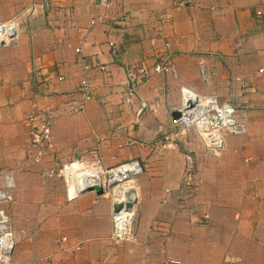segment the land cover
I'll return each mask as SVG.
<instances>
[{
  "label": "crops",
  "instance_id": "1",
  "mask_svg": "<svg viewBox=\"0 0 264 264\" xmlns=\"http://www.w3.org/2000/svg\"><path fill=\"white\" fill-rule=\"evenodd\" d=\"M46 2L42 8L38 0L27 29L0 46V150L14 152L25 143L30 163L38 165L31 162L26 120L33 113L46 116L51 119V147L39 163L45 171L77 158L91 164L98 158L103 168L136 159L144 163L137 179L139 209H152L158 221L146 238L149 226L141 218L139 237L112 247L109 198L84 191L51 206L44 204V187L37 188V199L22 196L21 217L13 218V262L264 264V141L259 158L243 163L229 157L236 136L224 133L225 158H196L193 179L198 186L192 194L179 193L186 163L175 148L182 131L169 124L174 110L167 119L161 107L155 110L149 102L161 89L157 80L162 75L152 73V67L169 61L182 88L200 89L202 82L208 93L230 104L240 90L245 102L253 100L264 109V15H255L264 0ZM29 3L0 0V21ZM94 65H103L106 72ZM129 67L151 71L140 79L132 106L122 100ZM196 70L199 76L192 82ZM165 76L169 90L173 80ZM84 78L95 99L75 112L69 105L79 101L77 88ZM141 101L148 107L140 110ZM244 114L252 118L251 112ZM247 132L252 136V126ZM192 145L186 144V150H199ZM175 214L182 219L180 227ZM174 246L180 247L177 254Z\"/></svg>",
  "mask_w": 264,
  "mask_h": 264
},
{
  "label": "built area",
  "instance_id": "2",
  "mask_svg": "<svg viewBox=\"0 0 264 264\" xmlns=\"http://www.w3.org/2000/svg\"><path fill=\"white\" fill-rule=\"evenodd\" d=\"M99 1L102 5L107 0ZM41 6L42 8L47 6L46 0H42ZM255 15L258 18L262 17L264 15V7L255 10ZM90 23L91 25L95 24L94 21H91ZM17 34L18 26L14 19L0 22V46H6L14 42ZM77 52H79V49ZM93 67L100 72H106L103 65H94ZM149 73H151V71L147 68H127L126 84L124 86V94L122 97L125 104L130 106L134 104V99L137 96L139 81L143 77H148ZM152 73L176 77L173 65L169 61H163L153 66ZM62 79L63 77H60L59 81ZM92 91L93 90L91 89L88 80L86 78L82 79L79 87L77 88V93L80 99L77 102H72L69 105V109L75 112L82 110L87 101L95 99ZM183 103H192V106L186 110L183 109ZM147 107V102H139L140 110ZM181 107L182 109L178 110L181 114L180 118L172 120V124L186 130L189 129L190 125L193 123L198 124L202 130V134L208 139V142L206 143L207 149L214 152L216 155L223 147L222 135L224 133H236L237 124L235 121L234 108L229 104L220 106L215 97L198 96L186 88H182ZM50 121V118L46 116L41 118L38 113H33L26 120V125L29 128V147L32 151L31 162L34 164L41 163L45 156V149L51 147ZM211 140H213L212 143ZM187 159L188 164L185 166V171L182 177L183 185H181V190H183L182 192L192 194L198 184L193 179L194 166L192 161L188 157ZM93 164L98 168L97 170L100 172L102 178V184L95 186H100L102 188V196L110 194L113 204L112 207L115 205L120 206V209L117 212H113L112 210L111 214L112 229L109 237L111 246L119 247L123 244L132 243L135 240L132 226L140 199L135 196L132 189H137L139 192L138 188L134 187V184L136 183V177L142 173L140 162L134 159L112 168H103L100 164V160L96 158ZM62 166L64 167V165ZM53 172L54 170H49L46 174L47 176H52ZM111 186L112 188L109 190V187ZM126 190H132L133 192L129 193V191H127L129 193V195H127L128 193ZM79 194H76L73 188L70 189L69 185L66 186V197L68 200L76 198ZM5 198V193L0 190V202H2ZM127 202H129L130 206L125 208V204ZM14 248L15 242L11 220L5 209L0 208V264H13ZM176 263L177 262L175 261H170V264Z\"/></svg>",
  "mask_w": 264,
  "mask_h": 264
},
{
  "label": "rangeland",
  "instance_id": "3",
  "mask_svg": "<svg viewBox=\"0 0 264 264\" xmlns=\"http://www.w3.org/2000/svg\"><path fill=\"white\" fill-rule=\"evenodd\" d=\"M37 9H38V0H30L29 4L27 5L23 4L22 6H19L17 9H14V13L7 20L14 19L15 22L17 23L19 31L26 30L30 18L37 14ZM3 13H4V7L0 6V16H2ZM7 20H4V21H7ZM4 21H0V22H4ZM195 74L196 75L193 74V76L191 77L189 76L192 82L197 81L198 79L197 76H199L198 70L195 71ZM159 77L160 78L157 81H158V84L160 83L159 84L161 88L160 95L159 97L154 98V100L152 101L149 100V102L152 104L155 110H156L157 105L161 107L160 109L161 111L159 112L164 113V116L168 119L170 110H181L182 109L181 107V88L182 87L179 86V84L181 85V83L178 81L177 77L170 76L169 79L173 80V86L170 85L171 89L169 88L168 90V88L165 86L166 76L162 75ZM200 83H201L200 89L196 88V86H193L190 88L191 92H193L194 94L198 96L214 97L213 95L208 93L209 91L208 85L206 86V84L202 85V82ZM179 90H180V98H178ZM239 91L240 90H238L237 92V101L233 104L223 103V101L219 100L216 97L215 98L217 99L218 104L220 106L229 104L230 106L234 108V111H235L234 115H235V121L237 124V130H236V133H232V136H236V145L234 146V150L231 152L232 156H229V157H234L236 160H242L243 163H246V161H249V163L251 162L253 163V161L256 160V158H259V152H261L259 148H262L261 144L264 141L263 139L264 138V117H263L264 115L262 113L264 109L260 107V104L256 103L253 100H248L245 102L243 100L244 96H242V93H240ZM222 96L224 95H221V97ZM158 100H159V104H158ZM183 109H184V104H183ZM244 112H249V114L251 112L252 118L251 119L248 118L244 114ZM169 124H172V122L170 121ZM249 126H252V136L253 137L250 134L248 135L247 129L249 128ZM175 128H177L178 132H180V130L182 131V135L180 134L178 137H176V142L178 143V146L175 149H177L178 154L180 155V158H182L186 164H188L187 157L191 159L193 166H195L194 164L197 162V160H195L196 158L199 159L200 157H202L203 161L205 162H207L208 160L210 161L214 159L221 160L225 158V156H223L224 145L222 149L219 150L217 155L214 154V152L207 149L206 143L208 142V139L205 135L202 134V130L200 129L198 124L193 123L192 125H190V128L187 130L183 128H179L178 126H176ZM162 140H163V136H161V141ZM246 141L250 142V146L247 147L244 145ZM190 143L193 145H196L199 148V150L197 149L195 150L193 148V145L191 147L193 149L186 150V144H190ZM204 143L205 145H203ZM204 147H206V150L204 149L203 151L201 148H204ZM74 162L84 163L86 167V171L98 169L96 166H94V164H91V162L86 161L81 158H77L75 160L65 163L64 167L58 166L56 168H53L54 169L53 175L47 176L46 174L47 171L44 170V167H42L40 164L33 165L30 163L28 152L25 149V143L20 144V149L14 152L0 150V190L4 192L6 195V198L2 202H0V208L5 209V211L7 212L11 220V224L12 223L14 224L13 218L16 221V218L21 217L20 215V211L22 208L21 203L23 202V199L21 197L23 196L25 201L29 200L30 197L31 199H37V195H38L37 190H36L37 188L43 189L44 187V190H45L44 204L46 203V205L53 206V204L55 203L58 204L59 202H62V203L67 202L68 199L66 197V186L71 184V180L67 178L68 176L65 173V170L66 168L70 166L69 164L74 163ZM143 165L144 163L140 162V166L142 170H143ZM26 175H31L35 179L31 181L28 179H23V176H26ZM139 176L136 177V183L134 184V187L138 188V190L140 188L138 180H137ZM7 180L9 181L7 182ZM181 185H183L182 180H181V183H179V187H178L179 193L183 191L181 190L182 189ZM111 188L112 186L109 187V190ZM61 189H64V194L62 196L60 194ZM169 193H171V191H168V194ZM105 197L111 200L110 194H106ZM139 203H140V199L138 202V206H137V210H136V214H135L134 222L132 226L135 239L139 237L138 228H139L141 218L146 219L148 222L149 228L146 232H144L146 238H148L147 234L150 233V231H152L153 229L152 222L156 220V219H153L154 218L153 210L148 208V209H144L143 212H141V209H139ZM25 211L27 212V210ZM27 214L28 213H26L25 217L27 216ZM50 217L51 216L49 215V212H47L46 218H50ZM174 219H175L174 223L177 224V227H180L181 221H182L181 217L176 216L175 214ZM155 226H158V224ZM12 230H13V226H12ZM14 231L15 230H13V237H14V242H15ZM140 237H144V236L140 234ZM128 244H123V245H128ZM176 252H180L179 246H174V254H177ZM13 264H15V262H13ZM176 264H181V262L179 261Z\"/></svg>",
  "mask_w": 264,
  "mask_h": 264
},
{
  "label": "bare ground",
  "instance_id": "4",
  "mask_svg": "<svg viewBox=\"0 0 264 264\" xmlns=\"http://www.w3.org/2000/svg\"><path fill=\"white\" fill-rule=\"evenodd\" d=\"M184 109L190 108L192 105L188 103H183ZM69 166V165H68ZM87 166V165H86ZM65 173L67 174V178L71 180V184L69 185L70 189L73 188L76 194L81 193L82 191H86L89 187L93 185H101L102 178L100 176V172L93 169L91 171L87 170L85 164L74 162L68 168H66ZM65 174V175H66ZM9 180H7L8 182ZM135 196L138 198L137 191L133 188ZM132 190H126L133 192ZM128 193V192H127ZM129 193L127 195H129Z\"/></svg>",
  "mask_w": 264,
  "mask_h": 264
},
{
  "label": "water",
  "instance_id": "5",
  "mask_svg": "<svg viewBox=\"0 0 264 264\" xmlns=\"http://www.w3.org/2000/svg\"><path fill=\"white\" fill-rule=\"evenodd\" d=\"M180 112L178 111V110H174V111H172L171 112V118H172V120H177V119H179L180 118ZM86 191H92V192H94L96 195H102L103 194V190H102V188L100 187V186H91V187H89ZM130 206V204H129V202H127L126 204H125V208H128ZM120 209V206H113L112 207V210H113V212H117L118 210Z\"/></svg>",
  "mask_w": 264,
  "mask_h": 264
}]
</instances>
